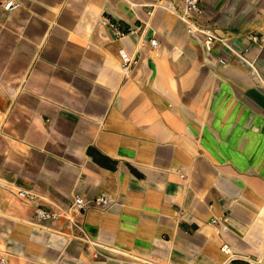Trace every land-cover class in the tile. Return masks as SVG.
Here are the masks:
<instances>
[{
  "label": "crops",
  "instance_id": "obj_1",
  "mask_svg": "<svg viewBox=\"0 0 264 264\" xmlns=\"http://www.w3.org/2000/svg\"><path fill=\"white\" fill-rule=\"evenodd\" d=\"M177 1L0 0V264H264V0Z\"/></svg>",
  "mask_w": 264,
  "mask_h": 264
},
{
  "label": "built area",
  "instance_id": "obj_2",
  "mask_svg": "<svg viewBox=\"0 0 264 264\" xmlns=\"http://www.w3.org/2000/svg\"><path fill=\"white\" fill-rule=\"evenodd\" d=\"M207 4H208V0H180V1H177L179 17H181L183 20L188 22L190 26L189 32L193 37H198L199 33L201 32L205 35L203 39V45L207 49V51L210 53L212 49L214 48L215 43L219 41L223 42V39L220 37H217L213 32L200 29V27H204L205 21L203 20V18L208 15L207 14L208 13ZM18 6H19L18 3H15L14 1H9L5 5V9L10 10ZM138 29H140V27H137V28L130 27L128 33L135 34L138 32ZM117 34L118 36L123 37L120 30H117ZM249 40L254 43L263 42L264 34H261L260 36L259 35L250 36ZM150 44L154 49H158L160 47L159 41L156 38L151 39ZM230 49H231V52L234 58L243 59L241 55L243 53L242 49H238L236 47H233V48L231 47ZM219 62L223 63L224 59L220 58ZM124 69L126 72L128 71V67H125ZM19 194L21 197H27L29 199H35L37 197V194L31 190H20ZM111 204H112V199L106 193H101L98 196L87 198V199L81 195H77L75 196V199L73 202V208L71 211H68V213H66V217L70 219L71 221H74L76 218V215L80 214L82 211L95 208L101 205H111ZM37 214L41 218H48V219L49 218L57 219L60 217L59 214L48 213L43 210H38ZM216 222L217 220L213 221V223H216ZM227 248H229V246L224 245L223 250L226 251Z\"/></svg>",
  "mask_w": 264,
  "mask_h": 264
},
{
  "label": "bare ground",
  "instance_id": "obj_3",
  "mask_svg": "<svg viewBox=\"0 0 264 264\" xmlns=\"http://www.w3.org/2000/svg\"><path fill=\"white\" fill-rule=\"evenodd\" d=\"M104 22H105V21H104ZM102 23H103V22H102ZM103 29H104V28H103ZM103 32H104V31H103ZM0 246H1V244H0ZM2 250H3V249H2ZM226 251H227V252H230V248H227ZM132 255H133V254H132Z\"/></svg>",
  "mask_w": 264,
  "mask_h": 264
}]
</instances>
